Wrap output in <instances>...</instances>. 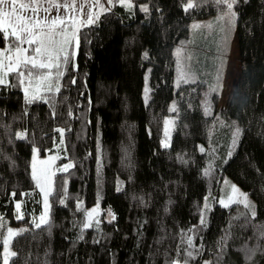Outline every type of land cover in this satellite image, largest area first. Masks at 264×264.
<instances>
[{
  "label": "trees",
  "instance_id": "obj_1",
  "mask_svg": "<svg viewBox=\"0 0 264 264\" xmlns=\"http://www.w3.org/2000/svg\"><path fill=\"white\" fill-rule=\"evenodd\" d=\"M130 1L132 8L112 0L78 30L75 66L71 55L67 64L61 58L51 91L26 102L21 80L30 65L0 85V256L15 227L9 264H264V0H237L232 26L218 19L216 0H194L188 12L187 0ZM233 37L241 96L240 116L229 120L217 106ZM56 144L57 163L73 166L54 174L48 223L37 228L31 153ZM224 179L249 194L255 216L242 204L217 203ZM96 203L101 212L84 228ZM108 210L114 219H104ZM248 249L256 250L251 260Z\"/></svg>",
  "mask_w": 264,
  "mask_h": 264
},
{
  "label": "snow or ice",
  "instance_id": "obj_2",
  "mask_svg": "<svg viewBox=\"0 0 264 264\" xmlns=\"http://www.w3.org/2000/svg\"><path fill=\"white\" fill-rule=\"evenodd\" d=\"M46 3L49 6L44 7L43 4ZM109 5L112 4V0H108ZM121 3L127 7H131V4L128 0H121ZM218 5L222 6L223 14L218 18L219 20H227V23L232 26L235 24L236 13L233 11L234 5L237 3V0H216ZM86 5H80L79 11L83 14L84 8ZM197 4L194 3V0H187V3L183 4V10L188 12L190 9L196 7ZM96 7H100L101 10H106L103 8V5L99 4V0H94L91 8H89L87 13V25L95 24L99 18L100 13L93 12V9ZM55 8L57 11V15L52 18L50 15H45L44 17H40V12L43 11L46 14H50L52 9ZM64 9L66 12L75 13L77 11V6L75 0H71V3H60V2H53V0H0V35H2L5 42L9 44V47L6 48L4 51L0 52V85L6 84V77L9 72H15L17 69L21 67V65L27 67L31 65V68L27 71V76L29 77V81L31 82V78L33 77V69H49V71L44 75H38L37 78L43 83L48 82L47 87L48 90L51 91V81L50 77L52 75L51 69L56 68L59 69L61 58H63V63L67 64L70 59V55L74 56L75 53L69 54L67 50V45L72 42L73 39L76 38V32L78 29L74 28L76 24V19L74 15H70L68 17L62 16L60 14V10ZM141 11L148 12V6L144 5L141 6ZM71 21L73 25V31L69 32V27L67 21ZM81 24L85 22L83 20L80 21ZM194 28H200L201 25H193ZM206 27L211 28L212 25L209 24ZM62 37V39H56V37ZM228 42V37L225 36L223 43L226 46ZM77 47L79 46V40H76ZM24 45H28L29 47L35 45L32 48V52L34 55H28L29 48L23 47ZM14 53V55H13ZM179 53V50H178ZM147 56V53L145 54ZM8 60L7 70L5 71L4 60ZM19 75L23 77L25 75L24 71H20ZM58 75H63L62 72H58ZM183 80L185 83L188 82L187 74L183 75ZM219 79V76H217ZM23 83V80H21ZM75 83V81H73ZM179 86V84L177 85ZM215 87L211 89V91H215ZM56 91H59L57 87ZM147 91L145 89V99H147ZM28 90L25 89L26 95V102L31 103L33 99H37L40 97L33 96L31 99L28 98L27 94ZM174 106H173V109ZM205 113L210 114L209 108H205ZM167 123V121L165 122ZM60 132L61 137H63L64 130L57 129ZM240 135V129H236L234 133L233 145H235L236 141L238 140ZM17 138L23 139L24 133H17ZM63 143V140H61ZM164 147H168L167 143H163ZM36 149H33L34 153V161H35V153ZM201 151H204L201 148ZM231 155V153H229ZM99 163V160H98ZM73 165L68 164L64 168L60 169V171H67L68 168H71ZM33 173L32 177L33 180L37 182V187H40V177L37 176L36 166L33 163ZM207 175V170L205 171ZM119 190V189H118ZM233 192H238V189L233 186ZM41 191H44L41 188ZM49 192H45L44 194V214L40 217V223L35 224V227L39 228L42 224L48 223V213L50 209V205L48 203V197L50 195ZM244 195V206L249 208L252 211V215L255 216V206L252 205L247 200V196ZM15 196V193H13ZM231 200V197H229ZM64 201L61 200V203ZM224 207H228V204H225L223 200L220 202ZM79 207V206H78ZM207 207V206H206ZM17 212L21 209V204H16ZM96 209H93L91 212L87 213L90 217L92 216L93 212ZM111 215V213H109ZM22 215H17V219H22ZM115 217L113 216V219ZM201 223H204L203 215L201 217ZM90 227V224L85 223L84 228ZM24 231V230H21ZM20 235V231H14L13 229L9 228L7 230V236L3 238L2 247L3 252L2 258L3 264H9V261L12 257H16L17 253L10 250V245L12 239L16 236ZM98 242V241H97ZM189 245L191 246V239L188 241ZM255 249H248L246 255L249 260H251L252 256L255 255ZM189 256H192V253H188ZM173 264H179L178 261H173ZM206 264H210V262H206Z\"/></svg>",
  "mask_w": 264,
  "mask_h": 264
},
{
  "label": "rangeland",
  "instance_id": "obj_3",
  "mask_svg": "<svg viewBox=\"0 0 264 264\" xmlns=\"http://www.w3.org/2000/svg\"><path fill=\"white\" fill-rule=\"evenodd\" d=\"M121 3V0H119ZM26 2H28V0H26ZM41 2L43 3V0H41ZM53 2H60V3H71V0H53ZM76 2V6H77V11H75V13H71V12H66L64 9L60 10V14L62 16L68 17L70 15H74L75 19H76V24L74 25L75 29H80L81 27H84L87 25V13L89 8H91L94 0H75ZM128 2L131 4V8L133 6V3L128 0ZM113 3V2H112ZM86 5L83 11V14H81V12L79 11L80 5ZM99 4L103 5V8L106 10H101L100 7H96L95 9H93V12H99L100 15L109 10L111 5H109L108 0H99ZM122 4V3H121ZM44 7H48L49 5L44 3L43 4ZM125 6V5H124ZM127 7V6H125ZM40 17H44L45 15H50V17L54 18L57 15V11L55 10V8L52 9L50 14H46L43 11L40 12ZM83 20L85 23L81 24L80 21ZM68 23V27H69V32L71 33V31H73V25L72 22L69 20L67 21ZM77 33L76 32V38L72 40V42L70 44H68L67 50L70 51V53H75L74 56H72L73 59V65L75 66V59H76V53H77V44H76V40L77 38ZM56 39H62V37H56ZM9 47V44L7 42H5V45L0 47V52L4 51L6 48ZM23 47L25 48H29V52L28 55H34V53L32 52V48L35 47V45L29 47L28 45H24ZM14 55V53H13ZM228 63H227V68L224 74V80L222 82V93L221 96L218 100V111L220 112V114L229 119V120H235L238 117V114L240 116L239 113V109H240V96H241V85L239 83L240 80V75H239V61H238V52H237V43H236V38L233 37L232 39V43H231V47L228 53ZM4 65H5V71L7 70V66H8V60L5 59L4 60ZM23 65H21L22 67ZM29 66V65H28ZM31 66V65H30ZM53 69V68H52ZM18 70V69H17ZM34 75L31 78V82L29 81V77L26 75V79H23V87H22V91L25 95V89L28 90L27 94L28 97H33V96H37L39 95L41 92H43L45 89H47V84L48 82H41L37 76L38 75H44L46 74L49 69H33L32 70ZM52 73V71H51ZM3 73H0V75H2ZM9 74L8 73L7 77H6V81L8 82L9 80ZM54 76V73H52L51 77H50V81L51 78ZM26 96V95H25ZM167 121V123H165ZM174 127V120L172 116H169L165 119L164 121V128H163V139L161 140V145L163 146V143H167L169 145L170 143V138L172 135V130ZM60 139V143H61ZM61 143V147H62ZM35 149V148H33ZM33 149H32V153H31V158H30V173H31V177H32V173H33V163H35L36 166V172H37V176L40 177V187H37V182L35 180H33L35 187L37 188V190L40 193V197H41V211L39 213V215L36 218H33L31 221L33 223V225L35 226V224L40 223V217L44 214V194L45 192H52V184H53V178H54V174L56 172H65V171H60V169L64 168L66 165L68 164H72V162L70 160H66L64 162H60L59 164L57 163V161L63 157V153L61 152L58 144H56L54 146V150L52 152L40 155L37 151L35 153V161H34V153H33ZM69 169V168H68ZM33 179V177H32ZM233 186H235L238 189V192L234 193L233 192ZM41 188L44 189V191H41ZM241 194H245L247 196V200L248 202H250L252 205H254V202L252 201V199L250 198L249 194L244 191L243 189H241L238 185H236L235 183H233L232 181H230L229 179H224L223 180V184L221 187V191L219 193L218 199H217V203L219 205H222L220 202L221 200L224 201L225 204L231 205L234 203L237 204H242L244 205V195ZM229 197H231V200H229ZM20 203L19 201H15L14 202V212H15V216L17 217V215H22V211L21 209L19 210V213L17 212L16 209V204ZM48 203H49V197H48ZM223 206V205H222ZM93 209H96L95 212H93L92 216H88L87 213L91 212ZM255 210V208H254ZM101 212V208L100 205L98 203L90 206L86 212V222L88 224H91L92 221L94 219H96L97 215H99ZM111 213L110 210H108L106 212V214L104 215V219L105 220H111L113 219V214L111 213V215L109 214ZM203 215V219H204V214ZM201 215V217H202ZM48 217H49V213H48ZM47 217V219H48ZM200 217V220H201ZM11 229H13L14 231H17V229L15 227H10ZM7 236V235H6ZM11 250V248H10ZM12 251V250H11ZM3 252V250H2ZM179 264H185L183 262L178 261ZM1 264H3V261L1 260Z\"/></svg>",
  "mask_w": 264,
  "mask_h": 264
}]
</instances>
